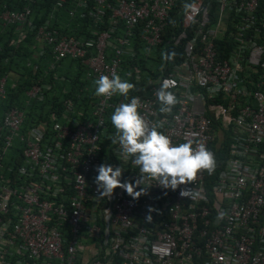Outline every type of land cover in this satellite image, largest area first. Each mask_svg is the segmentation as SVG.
Returning <instances> with one entry per match:
<instances>
[{
	"label": "built area",
	"instance_id": "1",
	"mask_svg": "<svg viewBox=\"0 0 264 264\" xmlns=\"http://www.w3.org/2000/svg\"><path fill=\"white\" fill-rule=\"evenodd\" d=\"M30 1L0 12L2 25H14L10 43L32 32L37 55L51 47L49 69L69 57L81 61L92 84L116 73L139 91L127 98L97 96L88 112L65 97L59 114L25 128L23 109L3 112L0 264H264L262 0H55L56 6L69 2L70 14L78 11L87 20L91 36L84 38L60 33L47 21L33 23ZM174 11L179 22L168 36ZM135 38L144 43L145 59L160 47L158 64L148 61V69L139 70L125 63L137 58ZM166 45L182 46L180 58L163 59L171 53ZM9 76L0 75V99ZM165 80L179 101L170 114L159 112L155 95ZM50 88L33 84L27 103L42 101ZM132 97L139 98L149 126L163 122L158 130L174 145L191 140L217 155L213 180L200 171L175 191L152 181L136 200L120 188L110 199L97 197L98 165L122 167V181L139 176L111 143V115ZM184 187L192 189L190 198L180 196ZM150 206L155 210L148 223Z\"/></svg>",
	"mask_w": 264,
	"mask_h": 264
},
{
	"label": "trees",
	"instance_id": "2",
	"mask_svg": "<svg viewBox=\"0 0 264 264\" xmlns=\"http://www.w3.org/2000/svg\"><path fill=\"white\" fill-rule=\"evenodd\" d=\"M28 0H0V12L4 9V6L17 10L21 9ZM31 8V20L33 23L42 24L47 21L50 27L56 28L60 33L74 36L76 38H84L91 36L90 27L86 19L80 18L78 11L70 14L72 4L65 2L62 6H56L55 0H32L29 3ZM262 8H264V0H262ZM178 13L173 12L172 25L166 27L165 35L171 34V27H175L178 22ZM212 16V12H211ZM106 23V22H105ZM105 24L102 25V27ZM14 25H2L0 21V75L9 74L7 79L9 84L6 83L7 94L6 97L0 99L3 112L10 107H18L24 110L25 119L23 128L30 126L42 119H48L52 112H59L62 109V102L65 97L73 99L77 108H82L84 112H88L92 109L97 100V96L94 94L95 85L86 79L85 72L86 67L80 60L71 59L69 57L61 58L54 66L53 69H49L48 66L52 61L51 47L44 46V53L37 55V48L34 46V39L32 38V32H28L27 37L23 41L18 43H10L11 38L15 37L13 33ZM120 32L118 30L115 35ZM140 32V28L136 29V33ZM135 48L137 49V58L133 61L127 59L125 63H133L135 68L139 70L148 69L147 62L151 61V65L159 63L161 53L160 47H156L152 50L154 58L145 59L143 57L144 43L139 38H135ZM166 48L174 50L175 56L173 60H177L182 55V46L173 47L166 45ZM152 66V67H153ZM127 67V66H126ZM153 74H157L154 69ZM49 83L51 88L44 91V99L42 101L30 100L27 103V90L33 84ZM134 84V83H133ZM135 88L130 90V94L137 93L139 91V85L134 84ZM2 116L0 117L1 120ZM18 154L20 153V144H16ZM216 153V152H215ZM20 157V156H19ZM215 168L210 174L211 180L214 178V174L220 167V159L214 154ZM20 159L17 158V164Z\"/></svg>",
	"mask_w": 264,
	"mask_h": 264
},
{
	"label": "clouds",
	"instance_id": "3",
	"mask_svg": "<svg viewBox=\"0 0 264 264\" xmlns=\"http://www.w3.org/2000/svg\"><path fill=\"white\" fill-rule=\"evenodd\" d=\"M175 56L174 52H164L163 59L170 60ZM94 94L98 97L111 98L113 95L128 97L130 90L135 88L133 83L122 80L121 77L112 73L101 75L94 81ZM173 85L165 80L157 89L155 95L160 103L159 112L170 114L172 108L179 102L169 88ZM140 100L132 97L129 103H120L111 115V123L115 128V135L111 143L118 144L120 155L125 162L129 159L138 168L139 176L132 181H122L123 168L102 163L97 166L95 184L97 186V197L110 199L116 188L126 191L133 200L141 195L148 194L155 181V185L163 189L175 191L181 185H188L195 181L200 171H207L211 174L215 168V158L203 143H197L193 147V141L174 145L171 139L160 132L163 122L158 121L155 125L149 126L138 109ZM139 188V190H137ZM180 196L190 198L192 189L184 187L180 189ZM149 207V214L145 221H152ZM220 217L224 214L220 213Z\"/></svg>",
	"mask_w": 264,
	"mask_h": 264
},
{
	"label": "rangeland",
	"instance_id": "4",
	"mask_svg": "<svg viewBox=\"0 0 264 264\" xmlns=\"http://www.w3.org/2000/svg\"><path fill=\"white\" fill-rule=\"evenodd\" d=\"M151 63H153V62H149L148 63V65H150ZM154 66H155V63H154ZM10 82V81H9ZM9 82H8V80H7V83L9 84ZM2 116V107H1V103H0V117ZM8 154L6 153V156H7Z\"/></svg>",
	"mask_w": 264,
	"mask_h": 264
}]
</instances>
